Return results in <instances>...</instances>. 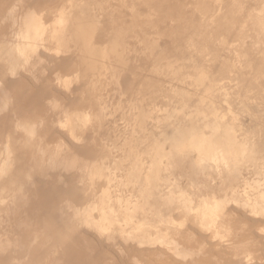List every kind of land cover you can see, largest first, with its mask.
<instances>
[{
    "label": "rangeland",
    "instance_id": "1",
    "mask_svg": "<svg viewBox=\"0 0 264 264\" xmlns=\"http://www.w3.org/2000/svg\"><path fill=\"white\" fill-rule=\"evenodd\" d=\"M0 264H264V0H0Z\"/></svg>",
    "mask_w": 264,
    "mask_h": 264
},
{
    "label": "bare ground",
    "instance_id": "2",
    "mask_svg": "<svg viewBox=\"0 0 264 264\" xmlns=\"http://www.w3.org/2000/svg\"><path fill=\"white\" fill-rule=\"evenodd\" d=\"M229 43V42H228ZM113 46V45H112ZM114 47V46H113ZM94 49V48H93ZM106 50V49H105ZM115 53V52H114ZM124 71V70H123ZM205 97V96H204ZM208 97V96H207ZM205 99H208V98H205ZM210 102V101H209ZM198 137V136H197ZM12 155H13V153H12ZM222 224V223H221ZM47 237V236H46ZM61 247V246H60ZM62 248H63V246H62ZM62 248H61V250H62ZM55 250H56V248H55ZM62 252V251H61ZM57 253V252H56ZM57 256L59 257V255L57 254ZM60 258V257H59ZM61 261H63L62 259H61Z\"/></svg>",
    "mask_w": 264,
    "mask_h": 264
}]
</instances>
